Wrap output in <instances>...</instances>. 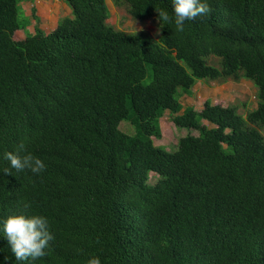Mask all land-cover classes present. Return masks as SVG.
Returning <instances> with one entry per match:
<instances>
[{
	"label": "trees",
	"instance_id": "16d2710c",
	"mask_svg": "<svg viewBox=\"0 0 264 264\" xmlns=\"http://www.w3.org/2000/svg\"><path fill=\"white\" fill-rule=\"evenodd\" d=\"M23 1L0 0V225L40 215L54 239L20 262L0 230V264H264V0H207L183 32L173 0H59L70 16L14 40ZM107 1L157 38L114 29ZM229 80L253 84L255 108L183 107ZM166 111L188 132L171 151L152 141ZM21 143L45 171L11 169Z\"/></svg>",
	"mask_w": 264,
	"mask_h": 264
},
{
	"label": "rangeland",
	"instance_id": "374dc122",
	"mask_svg": "<svg viewBox=\"0 0 264 264\" xmlns=\"http://www.w3.org/2000/svg\"><path fill=\"white\" fill-rule=\"evenodd\" d=\"M109 8V18L107 23L114 29L123 31L125 33H143L154 39L157 38L158 28L157 21L154 19H147L144 21H137L132 19L126 12L125 6H113L110 1H107ZM67 5L59 0H25L20 4L23 15L28 16L29 19L21 15L19 18L29 24L25 30H17L14 33V40H21L28 32H33L37 27L40 30L48 33L52 31L57 21L63 16H70V12L65 8ZM34 9V15L37 19L33 18L31 10ZM70 10V9H69ZM150 75V73H149ZM149 81V76L145 82ZM200 82V81H199ZM197 82L191 89L190 96H182L180 101L185 106H190L196 111H201L203 104L209 100L212 104L220 106H235L239 113H244L246 110H251L256 107V88L250 81L240 80L233 82L210 81V82ZM160 137L152 138L155 146L165 148L167 151L175 149L176 143L179 138L183 137L188 132L184 129H177L171 122L170 115L166 111L159 119ZM119 129L127 134H132L133 129L128 123L122 121L119 124ZM196 135L195 131L191 132ZM264 136V132L262 133ZM155 176L150 174L149 182L153 183Z\"/></svg>",
	"mask_w": 264,
	"mask_h": 264
},
{
	"label": "clouds",
	"instance_id": "9594fccd",
	"mask_svg": "<svg viewBox=\"0 0 264 264\" xmlns=\"http://www.w3.org/2000/svg\"><path fill=\"white\" fill-rule=\"evenodd\" d=\"M174 23L178 32H183L186 21H193L198 16H206L212 9L207 0H173ZM160 21L171 22L168 11L159 10ZM21 153H24L23 155ZM10 162L11 169L16 172L30 171L33 174H40L46 170L45 163L30 152H26L23 143H21L15 152H5L4 157ZM5 175H12L8 168L4 169ZM30 208L29 203L23 204V211L27 212ZM11 251L14 253L17 261H35L48 255L50 242L54 236L49 230L47 218L40 215H11L8 216L0 225ZM86 264H101L98 256L90 257Z\"/></svg>",
	"mask_w": 264,
	"mask_h": 264
},
{
	"label": "crops",
	"instance_id": "0c3cea01",
	"mask_svg": "<svg viewBox=\"0 0 264 264\" xmlns=\"http://www.w3.org/2000/svg\"><path fill=\"white\" fill-rule=\"evenodd\" d=\"M65 8L67 9V7L65 6ZM69 12H70V10L69 9H67ZM199 83H203V82H199Z\"/></svg>",
	"mask_w": 264,
	"mask_h": 264
}]
</instances>
